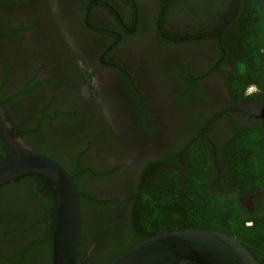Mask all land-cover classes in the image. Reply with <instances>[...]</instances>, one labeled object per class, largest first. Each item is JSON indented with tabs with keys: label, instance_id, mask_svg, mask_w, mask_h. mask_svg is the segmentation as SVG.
Returning a JSON list of instances; mask_svg holds the SVG:
<instances>
[{
	"label": "flooded vegetation",
	"instance_id": "af4514ba",
	"mask_svg": "<svg viewBox=\"0 0 264 264\" xmlns=\"http://www.w3.org/2000/svg\"><path fill=\"white\" fill-rule=\"evenodd\" d=\"M208 1L0 0V106L10 130L105 201L81 204V264H109L164 230L138 221L155 161L166 157L170 169L193 136L219 160L236 126L261 132L264 81L232 101L217 68L227 25L218 28L219 14H207L217 0ZM206 16L215 24L200 23ZM177 74L189 79L184 91ZM251 86L258 91L246 94ZM53 196L38 179L0 187V264H35L32 252L51 264ZM239 196L250 213L264 209V185Z\"/></svg>",
	"mask_w": 264,
	"mask_h": 264
},
{
	"label": "trees",
	"instance_id": "16d2710c",
	"mask_svg": "<svg viewBox=\"0 0 264 264\" xmlns=\"http://www.w3.org/2000/svg\"><path fill=\"white\" fill-rule=\"evenodd\" d=\"M213 1L209 0L208 3ZM219 1L225 3L222 13H219L221 6ZM219 1H214L212 9L209 10L210 13L207 10V14L214 17L219 14L218 28L231 19L220 35L225 61L219 62L217 68L223 75V83L233 101L245 97V89L251 83H257L262 89L264 10L259 0ZM210 16L203 17L200 23L215 24L216 20L212 18L211 21L206 20ZM219 52L222 56L223 53ZM178 74L176 79L183 82V89L181 87L180 89L184 91L189 79L183 80ZM214 115L215 113L213 117ZM143 120H146V117ZM208 120L209 118L198 127L200 133ZM142 125L145 124L142 123ZM192 138L186 140L181 151L182 156L179 160L172 161L170 169L169 167L168 170L166 169L167 158L163 157L155 161V164L157 163L155 172L145 173L144 179L149 181L144 189L140 188L137 201L142 206V212L146 214L140 217L138 215L139 223L145 225L147 230L155 226L164 229L160 232L189 227L219 230L236 237L259 262L264 264V209L260 207L257 211L250 213L241 205L239 196L249 188L264 185V143L260 128L248 124L236 126L223 143L222 156L219 160L213 158L211 147L204 137L193 136ZM5 154L4 146L0 142V160ZM72 177L77 184L82 206L85 200L97 201L99 204L105 203L93 193L90 195L86 193V190L78 185L75 175ZM35 179L46 183L50 193L52 190L54 194L51 204L52 227L56 188L49 177L29 172L0 184V187L23 180L32 183ZM44 219L49 221V217ZM250 221L253 223L251 224ZM38 222V220L33 222V229ZM153 234L155 232L143 238ZM83 237L84 234H81V238ZM32 254H34L35 264H42L40 260H37V253L32 252ZM43 262L50 264L47 259ZM7 264L11 262L8 261Z\"/></svg>",
	"mask_w": 264,
	"mask_h": 264
},
{
	"label": "water",
	"instance_id": "95a60500",
	"mask_svg": "<svg viewBox=\"0 0 264 264\" xmlns=\"http://www.w3.org/2000/svg\"><path fill=\"white\" fill-rule=\"evenodd\" d=\"M264 10V0H259ZM228 20L223 27L228 25ZM255 118L264 140V89ZM0 106V184L29 172L49 177L56 188L51 235V264H81V203L69 172L53 158L30 149L10 130ZM109 264H262L234 236L209 228H182L158 232L121 252Z\"/></svg>",
	"mask_w": 264,
	"mask_h": 264
},
{
	"label": "clouds",
	"instance_id": "9594fccd",
	"mask_svg": "<svg viewBox=\"0 0 264 264\" xmlns=\"http://www.w3.org/2000/svg\"><path fill=\"white\" fill-rule=\"evenodd\" d=\"M253 91H258V89L255 86H251L246 94H251Z\"/></svg>",
	"mask_w": 264,
	"mask_h": 264
},
{
	"label": "rangeland",
	"instance_id": "374dc122",
	"mask_svg": "<svg viewBox=\"0 0 264 264\" xmlns=\"http://www.w3.org/2000/svg\"><path fill=\"white\" fill-rule=\"evenodd\" d=\"M154 53V52H153Z\"/></svg>",
	"mask_w": 264,
	"mask_h": 264
}]
</instances>
